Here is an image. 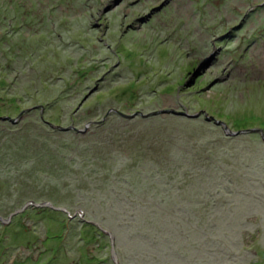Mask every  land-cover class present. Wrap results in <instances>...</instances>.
I'll use <instances>...</instances> for the list:
<instances>
[{
	"label": "rangeland",
	"instance_id": "374dc122",
	"mask_svg": "<svg viewBox=\"0 0 264 264\" xmlns=\"http://www.w3.org/2000/svg\"><path fill=\"white\" fill-rule=\"evenodd\" d=\"M163 108L200 115L95 123ZM207 115L264 131V0H0V150L50 158L15 180L0 159V215L83 210L121 264H264V138ZM99 137L116 156L92 166ZM0 264L115 262L97 226L30 207L0 222Z\"/></svg>",
	"mask_w": 264,
	"mask_h": 264
},
{
	"label": "water",
	"instance_id": "95a60500",
	"mask_svg": "<svg viewBox=\"0 0 264 264\" xmlns=\"http://www.w3.org/2000/svg\"><path fill=\"white\" fill-rule=\"evenodd\" d=\"M235 28L239 29L240 26H236ZM235 28L233 27L231 29H235ZM198 74H200V72ZM41 108H43V106H41ZM111 112H115V113L119 114L120 116H122L124 118H134V117H137V116L148 117V116H152V115L167 114V113H172V114H175V115H183V116L190 117V118H196V117H199V115H200V113H189L187 111L176 110V109H168V108H163V109L152 111V112H148V113H144L142 111H136L133 114H127V113H124L123 111H120L118 109H111L108 112V114L102 120L97 121L95 123H97V124L103 123L106 120L107 116ZM8 118H9L8 116L7 117H0V119H2V120H4V119L6 120ZM206 119L208 121L212 120L216 124L221 125L224 128L225 132L227 134H230V135H238V134L246 133V132L259 131L262 134V137L264 138V131L262 129H248V130L233 131L232 129L229 128V126L227 125L226 122L218 120L214 116H208L207 115ZM11 120L14 121V122L17 121V119H11ZM47 123L50 126L54 127V128H58V129H61V130H74V131L82 132V133H85L87 131V129H89V127H90L89 126L90 123L86 126L85 129H79V128L75 127V126H69V127L65 128V127H62V126L54 125L53 123H51L49 121H47ZM30 207L50 208V209L55 210V211L64 212L70 218H74V217L79 216L82 220L97 226L102 232H104L105 234H107L110 237V240H111V254H112L113 261L115 262V264H121L120 260H119V255H118V252H117V248H116V240H115L114 233L111 230L106 229L100 222H98L96 220H91V219L86 218L85 217V211H83V210H77L75 212H72L67 206L56 205L50 200H46V201H42V202L29 200L25 204H23L21 207H19V208L15 209L14 211L10 212L7 217H4V216L0 215V222H2L4 224L9 223L15 216H17L19 214H22L23 212H25Z\"/></svg>",
	"mask_w": 264,
	"mask_h": 264
},
{
	"label": "trees",
	"instance_id": "16d2710c",
	"mask_svg": "<svg viewBox=\"0 0 264 264\" xmlns=\"http://www.w3.org/2000/svg\"><path fill=\"white\" fill-rule=\"evenodd\" d=\"M240 29V28H239ZM225 38H227V37H225ZM224 38V39H225ZM109 116V115H108ZM108 116H107V118H106V120L103 122V123H99V125H101V124H104L106 121H107V119H108ZM177 116H179V115H177ZM138 117V116H137ZM149 117H151V116H149ZM135 118V117H134ZM42 120H44L43 118H42ZM45 121V120H44ZM46 123H47V121H45ZM48 124V123H47ZM97 124V123H96ZM49 125V124H48ZM50 126V125H49ZM51 128H53V129H56V130H60L61 131V129H58V128H54V127H52L51 126ZM68 131H74V130H68ZM74 132H76L77 133V131H74ZM77 134H79V132L77 133ZM44 136V135H43ZM24 139H26V138H24ZM97 139L99 140V141H101L100 143H97L98 141H97ZM96 140L94 139V141H97L95 144L93 143V144H91V145H89L88 147H86V149L84 150V151H92V152H94V155H95V157H92L93 159L91 160L92 162H91V165L93 166V164H95L94 162H97L98 161V155H97V153L94 151V149L95 148H98V149H100V152L102 153V158L106 161V162H108V161H112L113 159H115V154H116V152H114V153H111V152H108V149L107 148H105V146H107L108 144V141H109V139H104V140H101V137H99V138H97ZM171 140H173V139H171ZM3 147H5V146H3ZM126 147H131V146H129V145H126ZM132 148H134L135 149V151H138L139 149H138V147L137 146H132ZM5 151L3 150V149H1L0 150V159H2L3 160V162L4 161H6V160H12V161H14V165H17V167H21L22 168V171L19 173V174H15L14 172H13V170H6V172L5 173H7L6 175H7V177H11V178H13V180H15V178L17 179H19L20 177H22L23 176V173H24V169H23V166H26V167H28V168H30V166H33V164H32V161L35 159V158H38L39 159V161L42 163V166H38L39 167V169H40V167H43L44 165H43V163H45V167H46V165H50L49 163H47V162H49L50 161V158L48 157V156H45L44 155V153H42L43 155H41L40 153L36 156H32V157H24V158H21V157H18V156H16V155H8V154H6V152H8L9 150L5 147ZM79 152V151H78ZM77 152V153H78ZM82 152V151H81ZM80 153V152H79ZM56 154V156H58V158H62L63 156H61L62 154H60L59 152H57V153H55ZM134 154H135V152H134ZM134 154L132 155V157L130 158V159H132L133 158V156H134ZM9 156V157H8ZM30 156V155H29ZM64 156L66 157V155L64 154ZM4 157V158H3ZM25 159H26V161H25ZM130 159H128V160H130ZM25 161V162H24ZM127 161V160H126ZM71 163V162H70ZM84 163H86V162H81V164H82V166H84V167H87V165H84ZM72 164H76L75 162H72ZM13 165V166H14ZM28 165V166H27ZM91 166V167H92ZM1 169V168H0ZM26 169V168H25ZM48 170V169H47ZM40 171V170H39ZM9 173L11 174V175H9ZM50 173V172H49ZM110 176V178L111 179H116L115 181L117 182V183H119L120 181H124V180H122L121 178H123L122 176H119V175H113V174H111V175H109ZM126 180L128 181V182H130L129 180H128V178H126ZM116 186V185H115ZM113 189H114V187H113ZM111 190H112V186H111ZM165 194V193H164ZM167 195V194H166ZM153 197V201H151V203H154V204H156V202L158 201V197L159 196H156V195H153L152 196ZM152 197H150V196H145V198H149L150 200L152 199ZM12 198V197H11ZM156 198H158V199H156ZM13 200H14V198H13ZM29 201V200H28ZM39 202V201H38ZM168 201H166V202H163V203H158L159 205H166V203H167ZM26 203V202H25ZM24 203V204H25ZM150 203V204H151ZM56 204V203H55ZM69 204H73V203H69ZM19 208V207H18ZM17 209V208H16ZM15 210V209H14ZM13 210V211H14ZM72 211V210H71ZM12 212V211H11Z\"/></svg>",
	"mask_w": 264,
	"mask_h": 264
},
{
	"label": "flooded vegetation",
	"instance_id": "af4514ba",
	"mask_svg": "<svg viewBox=\"0 0 264 264\" xmlns=\"http://www.w3.org/2000/svg\"><path fill=\"white\" fill-rule=\"evenodd\" d=\"M241 27V26H240ZM235 28V27H234ZM233 30H237L236 28L235 29H231V31L230 32H228L227 34H224V35H222L219 39L220 40H223L225 37H227V36H233V34H232V31Z\"/></svg>",
	"mask_w": 264,
	"mask_h": 264
}]
</instances>
